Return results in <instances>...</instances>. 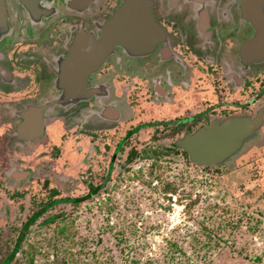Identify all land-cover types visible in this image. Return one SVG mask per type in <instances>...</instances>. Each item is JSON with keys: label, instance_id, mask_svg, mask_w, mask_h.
I'll list each match as a JSON object with an SVG mask.
<instances>
[{"label": "flooded vegetation", "instance_id": "flooded-vegetation-1", "mask_svg": "<svg viewBox=\"0 0 264 264\" xmlns=\"http://www.w3.org/2000/svg\"><path fill=\"white\" fill-rule=\"evenodd\" d=\"M33 2L31 13L20 0H2L0 124L6 129L0 133V216L5 220L24 208V200L34 209L23 222L40 208L45 207L33 221L47 208L70 203L54 201L62 198L61 184H51L50 157L44 149L32 150L45 141L49 120L58 124L49 134L51 146L69 134L72 143H86L88 156L107 152V179L114 167L121 172L137 158L142 144L177 149V138L211 121L252 118L258 111L264 118V0H150L157 28L152 48L131 56L114 46L89 73L85 98L70 103L52 102L62 92L55 83L59 61L77 32L98 37L100 24L122 0H89L85 6L76 0L71 8L67 0ZM29 106L41 109V140L16 133L19 112ZM89 185L97 184H86V192ZM9 196L24 200L13 209Z\"/></svg>", "mask_w": 264, "mask_h": 264}, {"label": "rangeland", "instance_id": "rangeland-1", "mask_svg": "<svg viewBox=\"0 0 264 264\" xmlns=\"http://www.w3.org/2000/svg\"><path fill=\"white\" fill-rule=\"evenodd\" d=\"M49 121L45 141L32 150L50 157L51 184H61L57 194L83 195L86 184L102 181L107 152L88 156L86 143H72L69 134L51 146L58 124ZM5 129L0 124V133ZM140 146L141 154L121 172L114 167L95 195L47 208L27 227L9 264H157L154 258L158 264H264V125L212 167L195 166L169 144ZM20 200L10 197L8 205L15 209ZM22 202L9 219L0 216V259L34 209Z\"/></svg>", "mask_w": 264, "mask_h": 264}, {"label": "water", "instance_id": "water-1", "mask_svg": "<svg viewBox=\"0 0 264 264\" xmlns=\"http://www.w3.org/2000/svg\"><path fill=\"white\" fill-rule=\"evenodd\" d=\"M29 1L34 3V0H20L33 13ZM75 1L67 0L68 7H73ZM80 1L85 2V6L89 0ZM150 5V0H122L111 17L100 24L98 37L87 31L77 32L67 54L59 61L55 83L62 92L52 102L70 103L85 98L87 91L84 86L89 73L112 53L114 46H120L131 56L149 51L157 31L149 10ZM5 29L6 17L0 0V33ZM242 51L244 58L248 57L247 46ZM255 51H258L256 46ZM19 116L21 120L16 133L20 138L29 140L42 135L40 107L29 106L20 111ZM262 125L264 118L260 111L252 118L233 116L221 122L211 121L192 134L177 138L173 146L185 151L189 162L195 166L212 167L222 164L237 152L242 143L251 140Z\"/></svg>", "mask_w": 264, "mask_h": 264}, {"label": "trees", "instance_id": "trees-1", "mask_svg": "<svg viewBox=\"0 0 264 264\" xmlns=\"http://www.w3.org/2000/svg\"><path fill=\"white\" fill-rule=\"evenodd\" d=\"M170 146H172V145H170ZM182 151V153L184 154V155H186V152L185 151H183V150H181ZM187 156V155H186ZM188 159V158H187ZM105 179H103L102 181H100V183H98L96 186H91V185H89V188H88V191L86 192V194L85 195H83V196H79V197H62V198H60V199H55L54 201H56V202H59V201H61V202H70V203H72V204H75V203H77V202H79V201H81V200H83L84 198H87L88 196H91V195H93V194H95L96 192H97V189L101 186V184L103 183V181H104ZM165 190H169V188H166ZM54 191H52V193H53ZM44 208L45 207H43V208H40L38 211H36L35 213H33L30 217H29V219H27L25 222H23L22 224H21V226H20V228H21V230H19V232H18V234H17V237L15 238V241H14V245H13V247L11 248V251L4 257V259H3V261L1 262V264H7L8 262H10L12 259H13V257H14V254H15V252H16V249L18 248V246H19V243H20V241H21V239H22V237L24 236V233H25V231H26V229H27V227L32 223V221L44 210ZM49 220H51V218H46V219H44V221L46 222V221H49ZM156 261V263L158 264V260L156 259V258H154Z\"/></svg>", "mask_w": 264, "mask_h": 264}]
</instances>
